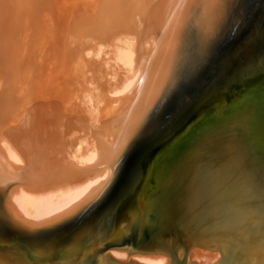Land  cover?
I'll return each instance as SVG.
<instances>
[{
	"label": "bare ground",
	"instance_id": "6f19581e",
	"mask_svg": "<svg viewBox=\"0 0 264 264\" xmlns=\"http://www.w3.org/2000/svg\"><path fill=\"white\" fill-rule=\"evenodd\" d=\"M0 264H264V0H0Z\"/></svg>",
	"mask_w": 264,
	"mask_h": 264
}]
</instances>
